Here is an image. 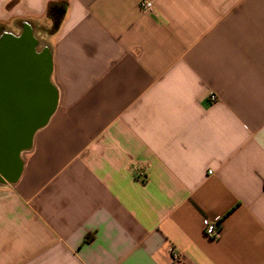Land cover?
Wrapping results in <instances>:
<instances>
[{
	"label": "crops",
	"instance_id": "obj_1",
	"mask_svg": "<svg viewBox=\"0 0 264 264\" xmlns=\"http://www.w3.org/2000/svg\"><path fill=\"white\" fill-rule=\"evenodd\" d=\"M140 1L0 0L57 93L0 182V264H264V0Z\"/></svg>",
	"mask_w": 264,
	"mask_h": 264
},
{
	"label": "flooded vegetation",
	"instance_id": "obj_2",
	"mask_svg": "<svg viewBox=\"0 0 264 264\" xmlns=\"http://www.w3.org/2000/svg\"><path fill=\"white\" fill-rule=\"evenodd\" d=\"M59 17L60 11H55L53 14L54 24L52 30L55 29L56 25H58ZM26 31L33 36L29 26H14L13 29L7 28L6 26H0V38L5 36L15 39L20 37L22 38ZM38 45L39 48H34L35 54L40 55L44 52L50 57L49 48L44 47L41 43H37V46ZM12 49L18 50L21 48L20 45H13ZM7 60L5 62L2 61L1 64L2 70L5 73L2 75L0 74V125L3 127L7 123L9 124V122L4 120V111H14L18 117L21 115L24 118L17 122L20 127L17 129L15 140L20 143L22 141L24 143L29 142L32 145L34 135L38 131L36 130V126L38 124L39 114L46 112V109H50L51 106L55 107L56 105L57 93L51 81L52 66L50 67V71L47 76L42 77V82H40L39 78L33 73L23 76L18 72V67L21 63L19 59H15L14 62L13 59L7 58ZM15 68L18 71H16ZM12 70H15L17 73L9 74ZM27 152L28 150L23 149L18 151L17 158L20 164H22L23 156L26 155Z\"/></svg>",
	"mask_w": 264,
	"mask_h": 264
},
{
	"label": "water",
	"instance_id": "obj_3",
	"mask_svg": "<svg viewBox=\"0 0 264 264\" xmlns=\"http://www.w3.org/2000/svg\"><path fill=\"white\" fill-rule=\"evenodd\" d=\"M37 43L40 42L27 31L22 38L15 39L9 36L0 38V74L5 73L2 70V61L5 62L8 58L13 59L14 62L15 59H19L21 62L18 67L19 71L16 68L15 70L23 76L33 73L42 82V77H46L50 71L51 59L44 52L40 55L35 54L34 48H39ZM13 45H20L21 49L13 50ZM15 70H12L9 74L17 73ZM54 110L55 107L51 106L50 109H46V112L39 114L36 130L46 125L48 118L53 114ZM4 113V120L9 122V124L7 123L3 127L0 125V176L2 177V179L0 177V182L14 183L22 167V164L18 161L17 153L21 149L29 150L31 143H24L23 141L20 143L15 140L17 129L20 127L17 122L21 121L24 117L21 115L18 117L14 111L10 110L4 111Z\"/></svg>",
	"mask_w": 264,
	"mask_h": 264
},
{
	"label": "built area",
	"instance_id": "obj_4",
	"mask_svg": "<svg viewBox=\"0 0 264 264\" xmlns=\"http://www.w3.org/2000/svg\"><path fill=\"white\" fill-rule=\"evenodd\" d=\"M140 7L144 12L150 13L153 11L154 5L149 0H142L140 1ZM210 99L211 102L217 101V98L214 95H211ZM203 230L207 237L214 240L218 239L221 233V228L218 223L211 221L208 218L203 220ZM168 252L174 264H184L185 257L175 247H169Z\"/></svg>",
	"mask_w": 264,
	"mask_h": 264
},
{
	"label": "trees",
	"instance_id": "obj_5",
	"mask_svg": "<svg viewBox=\"0 0 264 264\" xmlns=\"http://www.w3.org/2000/svg\"><path fill=\"white\" fill-rule=\"evenodd\" d=\"M220 226V225H219ZM94 239V235L93 234H89L85 237L84 243L85 244H89L90 242H92Z\"/></svg>",
	"mask_w": 264,
	"mask_h": 264
},
{
	"label": "rangeland",
	"instance_id": "obj_6",
	"mask_svg": "<svg viewBox=\"0 0 264 264\" xmlns=\"http://www.w3.org/2000/svg\"><path fill=\"white\" fill-rule=\"evenodd\" d=\"M25 155L23 156V159H24Z\"/></svg>",
	"mask_w": 264,
	"mask_h": 264
}]
</instances>
